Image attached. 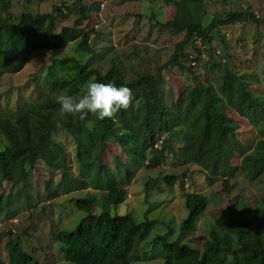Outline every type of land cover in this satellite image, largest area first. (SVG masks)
<instances>
[{"label":"trees","instance_id":"1","mask_svg":"<svg viewBox=\"0 0 264 264\" xmlns=\"http://www.w3.org/2000/svg\"><path fill=\"white\" fill-rule=\"evenodd\" d=\"M164 1L174 7V15L158 25L172 35L181 33L183 37L163 64L153 72L136 73L129 81L125 80L119 60L113 61L105 71L92 66L96 54L89 45V36L96 32L93 28L82 29L91 9L81 0L73 2L78 11L74 26L63 27L57 34L53 32L57 16L65 17L59 9L44 14L22 12L12 18L0 15V79L18 73L34 53L43 50L55 51L76 43L79 52L86 55L82 60L75 57L61 60L64 70L72 72L69 77L55 75L51 65L46 72L41 98L0 114V139L3 141L0 148V218H12L15 213L13 200L20 196L25 198L27 209H31L30 176L36 165L42 163L51 174L59 175L56 189H49L52 177L46 182L45 190L50 199L70 193L71 180L82 184L81 191L90 189L100 193L98 198L88 194L71 200L75 209L82 213L79 223L71 231L57 230L54 234L65 262H140V245L147 239L153 221L146 217L137 221L130 214L111 215L109 208L127 199L126 187L131 184L138 167L162 165L178 133L182 165L197 166L211 184L221 180L226 193L236 174L248 181L263 179V195L254 198L252 209L246 196L229 204L215 219L214 227L208 229L201 248H197L183 241L181 236L195 231L209 201L202 194L183 193L187 214L179 226L181 236L172 240V231L168 228L152 239V244L162 250V264H264V92L250 90L248 81L254 77L234 71L229 57L222 55L213 43L219 26L248 22L255 23L258 28L264 25V17L256 18L245 8L204 22L203 0ZM8 5L7 1L2 2L0 12H6ZM196 41L204 46V59L199 58ZM191 61L195 62L194 66L190 65ZM168 69L188 74L192 82L177 99L170 90H163L162 73ZM91 80L128 86L133 94L129 107L103 120H96L93 115L83 120L78 114L61 116L55 97L58 94L77 96L81 94V85ZM229 110L254 128L256 138L252 148L244 147L237 139L238 125L229 116ZM87 120L94 121L91 127L86 126ZM58 134H64L71 142V167L67 148L56 139ZM109 144L118 147L126 160L114 157L111 166L104 163L103 156ZM234 157H239L238 165L232 164ZM131 164H136L137 168ZM178 178L170 175L161 181L172 188ZM4 183L8 184L6 192L2 188ZM156 185V180L149 179L145 190ZM22 236H26L25 232L21 235L8 232L7 264H38L23 250ZM0 264H4L2 259Z\"/></svg>","mask_w":264,"mask_h":264},{"label":"rangeland","instance_id":"2","mask_svg":"<svg viewBox=\"0 0 264 264\" xmlns=\"http://www.w3.org/2000/svg\"><path fill=\"white\" fill-rule=\"evenodd\" d=\"M8 2L6 12L1 16L16 17L22 12L32 14L54 13L59 9L65 17L57 16L53 32L57 34L63 27H73L78 18L77 6L74 0H0ZM86 7L90 6L89 19L84 21L82 29L93 28L96 33L89 36V45L96 54L92 66L105 71L113 61H121V69L125 80L133 79L136 73L153 72L158 65L163 64L179 42L183 34L172 35L169 30L161 28L159 22H167L174 15V7L164 0H81ZM99 5H98V4ZM97 6H99L97 10ZM68 7V9H67ZM202 13L204 22L214 17H223L231 10L249 8L259 18L264 17V0H203ZM65 10V13H64ZM152 16L153 19H152ZM258 18V17H256ZM255 23H240L219 26L214 40V46L222 55H227L229 64L234 71L252 75L248 78L249 88L255 92H264V25L255 27ZM223 34H225L223 36ZM69 57L84 59L76 43H70L63 49L55 51L43 50L34 53L29 62L18 73L4 75L0 79V114L15 110L34 100L41 98L45 91V76L48 68L55 75L69 77L72 72H66L60 65L61 60ZM222 58V57H221ZM223 61V60H222ZM55 66V67H54ZM200 82L202 81L199 72ZM163 90H170L174 99L191 84L190 76L176 69L163 71ZM229 116L238 125L236 137L244 147L252 148L256 138L254 128L245 120L229 110ZM173 138L171 151H167L162 165L155 168L138 167L131 164L135 171L131 184L126 187L127 199L117 207H110L111 215L130 214L137 221L146 217L153 221L149 235L140 245L141 261L134 264H162L161 248L152 244L156 235H161L171 229V239L177 240L181 235L179 226L186 217L183 204V193L202 194L207 197L209 205L202 217L197 221L195 231L182 235L181 239L192 246L201 248L207 239L209 228L215 225L217 216L229 205L236 203L243 196L249 197L250 207L255 197L263 195L262 180L248 181L240 174L230 182V190H222V181L208 182L203 171L195 165H182L180 158V137L178 133ZM56 139L67 148L69 166L73 164V149L68 137L56 135ZM0 139V148L2 146ZM126 160L125 154L114 144L108 145L103 162L112 165V159ZM239 157L232 159L233 165H238ZM184 174V177H181ZM179 176L176 185L169 188L163 181L165 176ZM29 195L32 200L31 209L25 206V198L13 200L14 215L10 220L0 218V259L7 264L5 243L8 232L21 235L20 242L25 252L29 253L38 264H68L59 251L54 234L58 231L73 230L82 217L73 205L76 198L93 194L100 197L99 192L90 189L83 190L81 183L70 181L72 191L52 199L45 190L46 182L52 177L51 189H56L58 174H51L42 163H38L31 174ZM156 180L157 185L145 190L146 182ZM7 183L3 184L6 192ZM4 192V193H5Z\"/></svg>","mask_w":264,"mask_h":264},{"label":"clouds","instance_id":"3","mask_svg":"<svg viewBox=\"0 0 264 264\" xmlns=\"http://www.w3.org/2000/svg\"><path fill=\"white\" fill-rule=\"evenodd\" d=\"M132 98V90L124 84L91 80L81 85V94H58L55 100L61 116L78 114L83 120L86 116L93 115L96 120H103L106 117L113 118L122 109L126 110ZM93 123L94 121L87 120L86 126L91 127ZM57 126H60L59 121Z\"/></svg>","mask_w":264,"mask_h":264},{"label":"built area","instance_id":"4","mask_svg":"<svg viewBox=\"0 0 264 264\" xmlns=\"http://www.w3.org/2000/svg\"><path fill=\"white\" fill-rule=\"evenodd\" d=\"M64 13H65V10H64ZM196 43V45H197V49H198V52L200 53V55H199V58L200 59H204L205 58V54H206V52H204V46L203 45H201L200 44V42H198V41H196L195 42ZM218 53V51H216V54ZM195 53H193V55H194ZM191 57H193V56H191ZM190 65L191 66H194L195 65V62L194 61H191L190 62Z\"/></svg>","mask_w":264,"mask_h":264}]
</instances>
